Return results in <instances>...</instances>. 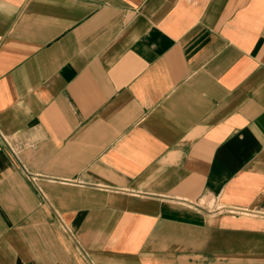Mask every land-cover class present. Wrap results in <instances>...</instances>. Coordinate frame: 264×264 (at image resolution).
Wrapping results in <instances>:
<instances>
[{"label":"crops","instance_id":"0c3cea01","mask_svg":"<svg viewBox=\"0 0 264 264\" xmlns=\"http://www.w3.org/2000/svg\"><path fill=\"white\" fill-rule=\"evenodd\" d=\"M0 264H264V0H0Z\"/></svg>","mask_w":264,"mask_h":264}]
</instances>
